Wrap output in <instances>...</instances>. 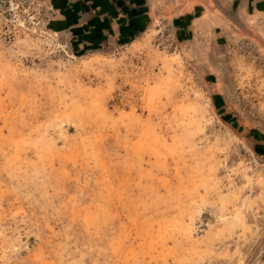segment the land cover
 <instances>
[{
  "label": "rangeland",
  "instance_id": "obj_1",
  "mask_svg": "<svg viewBox=\"0 0 264 264\" xmlns=\"http://www.w3.org/2000/svg\"><path fill=\"white\" fill-rule=\"evenodd\" d=\"M0 264H264V0H0Z\"/></svg>",
  "mask_w": 264,
  "mask_h": 264
}]
</instances>
